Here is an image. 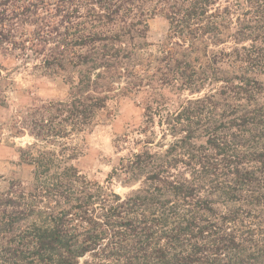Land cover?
<instances>
[{"label": "trees", "instance_id": "16d2710c", "mask_svg": "<svg viewBox=\"0 0 264 264\" xmlns=\"http://www.w3.org/2000/svg\"><path fill=\"white\" fill-rule=\"evenodd\" d=\"M157 12L168 29L152 52ZM14 61L70 84L22 122L40 143L90 131L120 91L189 98L145 113L107 177L139 184L123 198L79 174L75 147L22 150L32 181L0 191V264H257L262 224H245L264 212V0H0L1 107Z\"/></svg>", "mask_w": 264, "mask_h": 264}, {"label": "rangeland", "instance_id": "374dc122", "mask_svg": "<svg viewBox=\"0 0 264 264\" xmlns=\"http://www.w3.org/2000/svg\"><path fill=\"white\" fill-rule=\"evenodd\" d=\"M146 41L154 52L156 44L161 42L167 33L168 22L159 12L151 16L148 21ZM36 62L24 64L19 61L8 62L4 80L5 106H0V191L5 189L9 181H20L29 188L32 181L33 168L24 163L20 158L22 150L28 146L36 145L38 149L55 150L59 148L75 147L78 150L76 159L70 163L79 171V174L91 182L103 187H108L122 198L139 184L123 185L118 179H107L112 168L118 165L120 159L126 157L129 150L135 148L137 141L143 139L139 134L144 128L145 113L156 116L165 114L166 111L175 110L189 95L167 87L151 84L149 87L134 88L113 94L108 101L100 120L91 128L75 137H62L54 139V145L36 142L28 133L22 122H26L35 108L47 101L63 99L68 95L69 82L63 76L44 74L41 70L34 69ZM152 71L148 73L151 75ZM264 81V76L260 77ZM18 129L21 125L22 135L14 137V123ZM156 140L159 138L157 127L153 129ZM169 138L165 142H168ZM58 149V148H57ZM255 217V215H249ZM251 228L262 224L258 245L263 244V252L257 259V264H264V212L259 221L250 219ZM257 222H259L257 224ZM86 258H81L83 264ZM250 261V258L248 259Z\"/></svg>", "mask_w": 264, "mask_h": 264}]
</instances>
